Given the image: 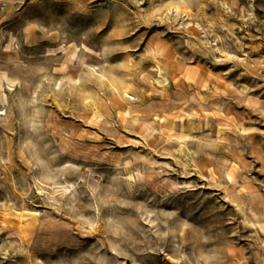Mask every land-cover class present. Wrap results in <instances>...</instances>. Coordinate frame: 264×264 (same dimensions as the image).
I'll list each match as a JSON object with an SVG mask.
<instances>
[{
	"label": "rangeland",
	"instance_id": "rangeland-1",
	"mask_svg": "<svg viewBox=\"0 0 264 264\" xmlns=\"http://www.w3.org/2000/svg\"><path fill=\"white\" fill-rule=\"evenodd\" d=\"M263 229L264 0H0V264H264Z\"/></svg>",
	"mask_w": 264,
	"mask_h": 264
},
{
	"label": "bare ground",
	"instance_id": "bare-ground-1",
	"mask_svg": "<svg viewBox=\"0 0 264 264\" xmlns=\"http://www.w3.org/2000/svg\"><path fill=\"white\" fill-rule=\"evenodd\" d=\"M230 47H232L233 49H236V50H237V48L235 47V44L233 43V41L230 42ZM163 82H164V81H163ZM163 82H162V83H163ZM72 186L74 187V192L71 193V197H72L71 200L74 201V200H73V197H74L73 194H77V195H78V190H77V188L75 187L74 184H72ZM263 230H264V229H263Z\"/></svg>",
	"mask_w": 264,
	"mask_h": 264
}]
</instances>
